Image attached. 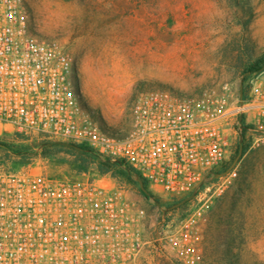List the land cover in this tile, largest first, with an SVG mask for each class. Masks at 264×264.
<instances>
[{"label": "built area", "instance_id": "2783aa9c", "mask_svg": "<svg viewBox=\"0 0 264 264\" xmlns=\"http://www.w3.org/2000/svg\"><path fill=\"white\" fill-rule=\"evenodd\" d=\"M246 84L244 99L226 86L189 98L139 94L126 134H108L81 100L72 58L33 32L25 0H0V137L87 147L136 171L154 195L198 192L230 162L244 126L264 141V69ZM104 178L0 169V264H136L156 249L196 263L192 218L162 219L153 237L145 211Z\"/></svg>", "mask_w": 264, "mask_h": 264}, {"label": "rangeland", "instance_id": "374dc122", "mask_svg": "<svg viewBox=\"0 0 264 264\" xmlns=\"http://www.w3.org/2000/svg\"><path fill=\"white\" fill-rule=\"evenodd\" d=\"M25 2L33 32L56 42L72 58L89 113L104 132L118 137L129 129V108L139 94L161 90L189 98L204 91L218 93L225 86L237 94L245 68L264 54V0ZM41 140L0 137L7 145V152L0 145V169L11 170L19 152L26 151L32 157L28 165L48 176H97L94 166L76 173L75 156L64 149L43 154L46 149L34 147ZM243 146L230 176L208 177L190 200L172 211L168 209L191 195L173 203L164 196L144 197L117 174L104 179L135 198L153 237L162 219L192 218L195 264H264V141L254 142L247 130ZM136 264L182 263L156 249Z\"/></svg>", "mask_w": 264, "mask_h": 264}, {"label": "trees", "instance_id": "16d2710c", "mask_svg": "<svg viewBox=\"0 0 264 264\" xmlns=\"http://www.w3.org/2000/svg\"><path fill=\"white\" fill-rule=\"evenodd\" d=\"M263 69H264V54L256 62H254L253 64H251L245 68L244 78L242 81V84H243L242 98L243 99L246 97V94H247L246 82H247L248 77L252 74H255V73L262 71ZM77 93H78V95H80L79 91H77ZM83 103H84V101H83ZM84 106L88 111H90L85 104H84ZM246 131H247V127L244 126L242 133H241L240 140L237 143V147H236L234 154L238 153L239 149H242V153H243V151H244L243 138H244V134L246 133ZM2 137H6V136H2ZM52 143H53V141H50V140H41V142L39 144L35 145L34 147H36V148L37 147H43V149H46V150H43V152H42L43 154H46V151H48L47 149H53V148L64 149L65 152L73 153V155L75 156L76 163H77L76 173L85 174V172L89 169L88 168L89 166H94L95 170L97 172V174H96L97 176L102 177L108 173H113V175L117 174V175L121 176L125 180L126 183L135 187L137 192L140 194V192L138 190L137 183L134 180L135 177H138L142 181V183H143L145 189L148 191L150 197L154 196V194H152L149 191V188H148L146 181L141 179L140 175L136 171L125 166L123 163L116 164V163L107 162V161H109V159L101 158L97 154H95L93 151L88 149L87 147H84L81 145L77 146L80 150H75L73 148H65L63 146H56V145H53ZM49 144H51V145H49ZM0 145L4 146L5 147L4 150L7 152V145L4 143H1V142H0ZM24 150H29V149L25 148ZM19 153H20V156L17 158V160H16L17 162H14V164H13L14 167H11V170H5V171L16 172V171H18L17 168H20V167H23V166L29 164V161L32 158L30 156V154L26 151H22ZM225 169L226 168H223V170H225ZM114 177L115 176H113L112 178L114 179ZM155 200L159 201L157 198H155ZM180 200L181 199L171 200V201L173 203H175V201L178 202Z\"/></svg>", "mask_w": 264, "mask_h": 264}, {"label": "water", "instance_id": "95a60500", "mask_svg": "<svg viewBox=\"0 0 264 264\" xmlns=\"http://www.w3.org/2000/svg\"><path fill=\"white\" fill-rule=\"evenodd\" d=\"M239 97L241 98L242 97V85H240L239 87ZM53 145H56V146H63V147H68V148H73L75 150H80L78 147L72 145V144H67V143H62V142H54ZM240 155H241V149H239L238 151V155L237 157L234 159V161L232 162L231 166L229 168H227L224 172L220 173V174H217L215 176V178H220V177H224L226 174H228L230 172V170L235 166V164L238 162L239 158H240ZM107 162H110V163H116V164H119L118 161H107ZM135 182L137 183V186H138V190L139 192L144 196V197H148L149 196V193L148 191L145 189L142 181L138 178V177H135L134 178ZM193 197V194L188 197V198H185L183 200H181L179 203L173 205L172 207H170L168 210H173L175 208H178L180 207L181 205H183L184 203H186L188 200H190L191 198ZM154 205L155 207L159 208L160 205L158 202H154Z\"/></svg>", "mask_w": 264, "mask_h": 264}, {"label": "crops", "instance_id": "0c3cea01", "mask_svg": "<svg viewBox=\"0 0 264 264\" xmlns=\"http://www.w3.org/2000/svg\"><path fill=\"white\" fill-rule=\"evenodd\" d=\"M132 199H135V198L132 196Z\"/></svg>", "mask_w": 264, "mask_h": 264}]
</instances>
